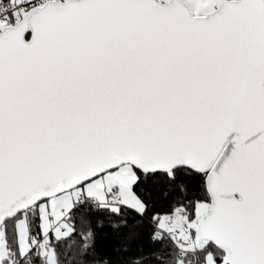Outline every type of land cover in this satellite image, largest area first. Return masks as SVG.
<instances>
[{
  "label": "snow or ice",
  "instance_id": "6c2138e0",
  "mask_svg": "<svg viewBox=\"0 0 264 264\" xmlns=\"http://www.w3.org/2000/svg\"><path fill=\"white\" fill-rule=\"evenodd\" d=\"M0 264H264V0H0Z\"/></svg>",
  "mask_w": 264,
  "mask_h": 264
}]
</instances>
